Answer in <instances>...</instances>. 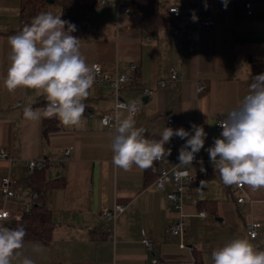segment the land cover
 I'll return each mask as SVG.
<instances>
[{
  "label": "crops",
  "instance_id": "0c3cea01",
  "mask_svg": "<svg viewBox=\"0 0 264 264\" xmlns=\"http://www.w3.org/2000/svg\"><path fill=\"white\" fill-rule=\"evenodd\" d=\"M134 1L107 0L71 34L80 40V51L89 65L97 62L112 76L135 77L133 84L121 86L120 94L128 103H139L136 127L146 129V138L159 139L169 127L168 118L175 117L179 124L173 129L190 130L192 123L203 126L208 134L207 149L213 138L219 137L215 132L218 122L240 105L253 77L264 73V0H159L170 23L154 36L144 32L141 14L130 5ZM24 2L0 0V148L9 151L16 162L12 165L0 159V185L3 177L10 176L19 195L5 200L0 190V209L23 217L33 203L37 183H42L47 190L45 205L55 224L49 243L24 241V255L35 264H153V259L157 264H190L197 251L206 264H212L213 250L234 238L250 239L246 232L250 221L263 223L259 238L250 240L264 250V189L253 192L247 186L243 190L225 186L210 162L208 175H199L191 183L201 204L184 207L186 234L180 237L168 232V227L180 220V210L167 192L155 188L158 166L124 171L112 163L115 132L101 121L115 104L109 86L91 89L79 126H64L53 117L57 129L47 131L44 118L24 119V106L35 110L46 104L44 95L37 91L17 89L10 93L4 87L10 65L8 39L23 28ZM248 2L253 4L252 15L247 14ZM54 3H40L36 15L40 9L48 12L47 5ZM171 7L182 11L179 18L169 13ZM197 11L211 14L215 26L201 29ZM62 13L61 6L54 15ZM196 34L199 39L194 41ZM131 64L138 66L136 72ZM172 68L179 73L178 80L170 79ZM163 80L165 86L160 85ZM199 81L208 84L203 94L197 92ZM144 89L154 93L147 96ZM183 143L173 137L165 145L172 150L168 157L178 156ZM70 147L71 157L65 160L64 152ZM199 153L209 159L204 149ZM40 159L49 160L51 165L36 182L39 176L31 174L25 163ZM186 167L196 172L199 164ZM201 180L205 181L202 189ZM241 197L246 199L243 204L238 203ZM116 203L126 209L116 222L113 239L106 232L112 224L105 221L102 212L113 209ZM202 211L206 218L199 215ZM11 222H7L8 228ZM143 232L153 240V252L143 246ZM34 244L43 246L40 253L32 251Z\"/></svg>",
  "mask_w": 264,
  "mask_h": 264
},
{
  "label": "clouds",
  "instance_id": "9594fccd",
  "mask_svg": "<svg viewBox=\"0 0 264 264\" xmlns=\"http://www.w3.org/2000/svg\"><path fill=\"white\" fill-rule=\"evenodd\" d=\"M192 18L197 19L195 15ZM75 30L76 25L61 16L40 12L19 33L9 37L10 65L4 87L10 93L17 89L37 91L46 100L43 108L24 106V119L56 117L64 126L81 124L87 108L84 101L90 96L99 69L89 65L82 55L80 40L71 34ZM118 108L122 111L115 115L116 135L111 140L115 167L124 171L134 167L147 170L171 155V148L166 149L165 145L178 137L184 141L178 149V167L192 165L204 149L225 186H247L253 192L264 189V73L253 77L248 94L220 121L222 132L207 149L204 146L208 134L201 125L192 123L190 130L165 127L159 139H149L146 129L136 127L139 103H121ZM109 119H105V125ZM200 171L206 169L201 167ZM204 186L205 181L201 180L199 188ZM25 235L23 228L0 225V264H13L14 260L17 264H35L33 258L24 255ZM42 249L39 244L32 247L36 253ZM211 260L212 264H264V250L250 239L239 237L213 250Z\"/></svg>",
  "mask_w": 264,
  "mask_h": 264
},
{
  "label": "built area",
  "instance_id": "2783aa9c",
  "mask_svg": "<svg viewBox=\"0 0 264 264\" xmlns=\"http://www.w3.org/2000/svg\"><path fill=\"white\" fill-rule=\"evenodd\" d=\"M97 1L99 4L104 5L107 3V0H94ZM247 14H253V4L248 2L245 4ZM176 10V11H174ZM128 13L132 10L130 8L126 9ZM199 13V11H197ZM169 13L174 18H179L182 14V11L178 7H171L169 9ZM199 23L201 29H212L215 26V20L211 14L200 15L199 13ZM178 34V31H176ZM199 39V34L194 36V41ZM193 46L191 45V49ZM92 65H96L99 69V74L96 77V82L93 87L101 88L103 86H109L112 89L113 98H114V108L112 113L105 114L101 117L102 124L106 127H109L115 132V115L116 113L121 110L118 108V105L121 103H128L121 97V86L124 84H133L135 82V77L132 75L127 74H119L112 76L111 74L105 72L102 66L94 62ZM131 69L136 72L138 70V66L136 64H131ZM170 79L171 80H178L179 73L176 69L172 68L170 72ZM166 81L163 80L160 82L161 86H165ZM208 88V84L204 81H199L197 83V92L198 94H203ZM143 93L147 96L152 95L154 93L153 90L144 89ZM139 113V112H138ZM136 114V116L138 115ZM89 116H92L89 114ZM106 118H110L107 125H105L104 121ZM218 122L216 126V135L220 136L222 132V128ZM179 124L178 120L175 117H169L167 120V125L169 127H177ZM73 148H67L64 152V159L69 160L71 157ZM177 157H166L165 159L159 160L154 162L158 165V176L155 180V188L159 191L167 192L168 198L172 201L173 206L180 210V220L173 223L168 227V232L174 236L184 237L187 232V225L184 221L186 216L184 212V207L190 203L193 206H198L200 201L194 196L192 193L191 183L196 179L197 176H207L209 173L208 169V162L209 159L203 158L200 153L196 155V159L193 161L192 164H199V169L195 172L186 166L178 167V160ZM0 159L8 160L12 165L16 162L12 158L9 151L4 148H0ZM202 162V163H201ZM51 165V162L47 159H40V160H29L25 163L26 169L31 173H35L36 171L45 170L47 167ZM203 167L206 169V172H201L200 169ZM168 186H172V190H168ZM237 189L243 190L245 186H236ZM0 190L4 195L5 200L18 198L19 195L16 193V183L14 180L10 178V176H5L1 180ZM40 200V195L38 192L33 193V203L28 206L27 213H29L35 203ZM245 197H241L238 199V203H245ZM126 206L116 203L113 209L106 210L102 212V216L108 223H111L112 226L106 228V232L115 239L116 234V222L119 216L124 213ZM199 215L203 218H206L207 213L202 211ZM22 219V215H13L7 209H0V225L7 227V222L11 221H20ZM263 228V223L261 221H250L246 224V232L250 239L256 240L260 236V231ZM143 246L148 252H153V240L146 234V232L142 233V240ZM182 248L186 247V244L182 242ZM193 249L197 248V245L192 246ZM153 264H157L158 260L153 259ZM185 264V263H181ZM194 264V262L190 263Z\"/></svg>",
  "mask_w": 264,
  "mask_h": 264
},
{
  "label": "trees",
  "instance_id": "16d2710c",
  "mask_svg": "<svg viewBox=\"0 0 264 264\" xmlns=\"http://www.w3.org/2000/svg\"><path fill=\"white\" fill-rule=\"evenodd\" d=\"M45 1L46 0H25L23 27L26 24H30L32 18L36 16L38 5ZM60 3L63 10L61 19L75 24L76 28L80 23L87 20L90 14L100 6V4L94 0H61ZM130 5L141 14L143 30L149 36L156 35L159 30L168 26L170 23L161 12L159 0H135ZM65 28L67 29V25ZM45 129L47 131L57 129V121L53 120V118L45 119ZM46 169L33 173L35 176H39V180L36 182H40L41 175L44 174ZM37 185L35 191L39 193L40 200L33 205L29 213L24 214L20 221L11 222L9 228L25 229L26 235L24 241H42L44 243H49L55 224L52 219L51 211L48 210L45 205L47 190L42 187V183L40 185L37 183ZM194 258V264H206L203 257L197 253V251L194 253Z\"/></svg>",
  "mask_w": 264,
  "mask_h": 264
},
{
  "label": "rangeland",
  "instance_id": "374dc122",
  "mask_svg": "<svg viewBox=\"0 0 264 264\" xmlns=\"http://www.w3.org/2000/svg\"><path fill=\"white\" fill-rule=\"evenodd\" d=\"M47 8H48V12H51L52 14H55L56 11H59L61 9V5L59 2L57 3H54V4H49L47 5ZM50 10V11H49ZM40 12H44V10H39V13ZM232 188V187H230ZM31 205V204H30ZM10 211V210H9Z\"/></svg>",
  "mask_w": 264,
  "mask_h": 264
},
{
  "label": "water",
  "instance_id": "95a60500",
  "mask_svg": "<svg viewBox=\"0 0 264 264\" xmlns=\"http://www.w3.org/2000/svg\"><path fill=\"white\" fill-rule=\"evenodd\" d=\"M47 2L54 3V0H47Z\"/></svg>",
  "mask_w": 264,
  "mask_h": 264
}]
</instances>
